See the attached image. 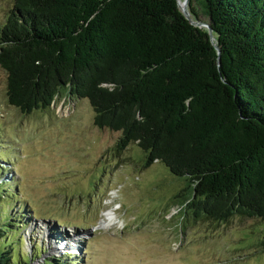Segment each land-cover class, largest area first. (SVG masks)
Masks as SVG:
<instances>
[{
  "label": "trees",
  "instance_id": "trees-1",
  "mask_svg": "<svg viewBox=\"0 0 264 264\" xmlns=\"http://www.w3.org/2000/svg\"><path fill=\"white\" fill-rule=\"evenodd\" d=\"M188 9L212 27L220 58L178 0H14L0 25L7 96L25 113L88 99L95 125L121 132L120 149L137 143L146 167L163 163L178 177L181 215L255 219L263 252L264 0H189ZM9 187L0 183V205L16 197ZM14 220L0 214V264H34L39 254L16 255Z\"/></svg>",
  "mask_w": 264,
  "mask_h": 264
},
{
  "label": "rangeland",
  "instance_id": "rangeland-1",
  "mask_svg": "<svg viewBox=\"0 0 264 264\" xmlns=\"http://www.w3.org/2000/svg\"><path fill=\"white\" fill-rule=\"evenodd\" d=\"M13 1L0 0V25ZM94 117L88 99L71 95L48 110L23 112L10 104L0 66V183L17 194L0 205V214L21 227L10 235L18 258L39 254L34 264L69 256L72 264H264L255 219L185 218L172 203L178 177L163 163L146 167L137 143L120 149L121 132L99 128ZM109 214L111 224L104 225Z\"/></svg>",
  "mask_w": 264,
  "mask_h": 264
},
{
  "label": "water",
  "instance_id": "water-1",
  "mask_svg": "<svg viewBox=\"0 0 264 264\" xmlns=\"http://www.w3.org/2000/svg\"><path fill=\"white\" fill-rule=\"evenodd\" d=\"M188 3H189V0H184L183 2H181V0H178V4H179L180 9L183 11V13L191 21L192 24H194L198 27H207L209 29L211 40H212L215 48L218 50V54H219V58H220V55H221L220 46L218 45V42H216V38L213 34L212 27L206 21H198V20H194L193 18H191L190 11L188 9Z\"/></svg>",
  "mask_w": 264,
  "mask_h": 264
},
{
  "label": "bare ground",
  "instance_id": "bare-ground-1",
  "mask_svg": "<svg viewBox=\"0 0 264 264\" xmlns=\"http://www.w3.org/2000/svg\"><path fill=\"white\" fill-rule=\"evenodd\" d=\"M108 221L107 222H105L104 221V225H110L111 224V220H112V215L111 214H109V217H108ZM23 223V222H22ZM58 234H60L59 232H58ZM55 237H57V235H55ZM57 239V238H56ZM62 239V238H61ZM70 240V239H69ZM74 240H71V242H73ZM70 242V243H71ZM72 244V243H71ZM75 244H77V247H79L80 245H81V243L80 242H76ZM76 246V245H75ZM51 247V246H50ZM63 249H65V248H63Z\"/></svg>",
  "mask_w": 264,
  "mask_h": 264
}]
</instances>
